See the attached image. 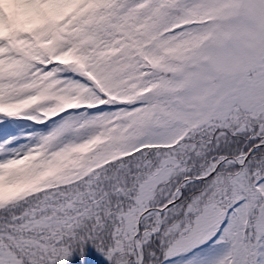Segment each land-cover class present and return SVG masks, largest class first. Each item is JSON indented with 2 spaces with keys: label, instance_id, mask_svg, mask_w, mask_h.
<instances>
[{
  "label": "snow or ice",
  "instance_id": "1",
  "mask_svg": "<svg viewBox=\"0 0 264 264\" xmlns=\"http://www.w3.org/2000/svg\"><path fill=\"white\" fill-rule=\"evenodd\" d=\"M0 264H264V0H0Z\"/></svg>",
  "mask_w": 264,
  "mask_h": 264
}]
</instances>
